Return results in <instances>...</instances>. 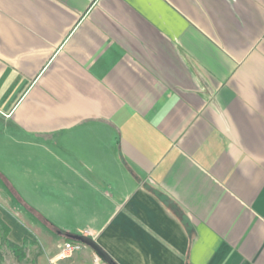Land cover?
Instances as JSON below:
<instances>
[{
  "label": "crops",
  "instance_id": "1",
  "mask_svg": "<svg viewBox=\"0 0 264 264\" xmlns=\"http://www.w3.org/2000/svg\"><path fill=\"white\" fill-rule=\"evenodd\" d=\"M0 219L7 264H264V0H0Z\"/></svg>",
  "mask_w": 264,
  "mask_h": 264
},
{
  "label": "water",
  "instance_id": "2",
  "mask_svg": "<svg viewBox=\"0 0 264 264\" xmlns=\"http://www.w3.org/2000/svg\"><path fill=\"white\" fill-rule=\"evenodd\" d=\"M75 241H79L85 245H88L96 251V253L108 264H114V262L108 257V255L98 246L93 238L87 235H70Z\"/></svg>",
  "mask_w": 264,
  "mask_h": 264
},
{
  "label": "trees",
  "instance_id": "3",
  "mask_svg": "<svg viewBox=\"0 0 264 264\" xmlns=\"http://www.w3.org/2000/svg\"><path fill=\"white\" fill-rule=\"evenodd\" d=\"M0 229H2L3 231V236L1 237V241H0L1 244L11 249L16 254L17 258H22L24 256L23 248L6 237L8 229L1 219H0ZM0 260H1V255H0Z\"/></svg>",
  "mask_w": 264,
  "mask_h": 264
},
{
  "label": "built area",
  "instance_id": "4",
  "mask_svg": "<svg viewBox=\"0 0 264 264\" xmlns=\"http://www.w3.org/2000/svg\"><path fill=\"white\" fill-rule=\"evenodd\" d=\"M82 245L83 243L79 241H64L58 245L60 248L58 252V257L59 258L68 257L72 254V252L80 249ZM96 260H98V256H96Z\"/></svg>",
  "mask_w": 264,
  "mask_h": 264
},
{
  "label": "rangeland",
  "instance_id": "5",
  "mask_svg": "<svg viewBox=\"0 0 264 264\" xmlns=\"http://www.w3.org/2000/svg\"><path fill=\"white\" fill-rule=\"evenodd\" d=\"M0 235H1V231H0ZM1 236H0V241H1ZM5 248H6L5 245L1 244V242H0V250H4ZM1 254H2V252L0 251V255ZM1 260H2L1 264H7V261L10 260V257L8 256L7 253L4 252V256L3 257L1 256Z\"/></svg>",
  "mask_w": 264,
  "mask_h": 264
}]
</instances>
